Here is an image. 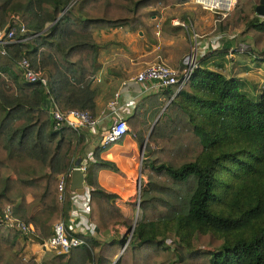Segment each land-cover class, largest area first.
<instances>
[{
	"label": "trees",
	"instance_id": "1",
	"mask_svg": "<svg viewBox=\"0 0 264 264\" xmlns=\"http://www.w3.org/2000/svg\"><path fill=\"white\" fill-rule=\"evenodd\" d=\"M188 1L0 0V31L14 39L0 45V216L9 206L35 230L22 235L0 223V264H264V88L248 96L239 78L210 69L205 57L179 90L170 85L146 96L126 119L137 144H145L138 221L98 183L101 169L117 170L98 157L103 149L88 163L90 220L100 234L115 224L133 226L123 252L126 236L97 241L79 234L86 245L67 254H22L21 237L42 243L68 219L70 191L58 200V176L83 156L86 136L55 128L46 104L52 98L61 111L95 114L93 78L102 65L94 29L138 28L145 7ZM235 28L250 36V53L264 58V18L252 0H237L218 24L221 31ZM23 57L47 87L24 80Z\"/></svg>",
	"mask_w": 264,
	"mask_h": 264
},
{
	"label": "crops",
	"instance_id": "2",
	"mask_svg": "<svg viewBox=\"0 0 264 264\" xmlns=\"http://www.w3.org/2000/svg\"><path fill=\"white\" fill-rule=\"evenodd\" d=\"M190 3L180 4L177 8L183 16L182 21L171 19V25L180 27L176 31H172L167 36V46H157L152 48L147 53V60L134 61L131 65H121L117 63H109L106 61L108 49H99L98 60L101 63V68L96 71L93 78V86L96 87L97 93L95 96V116L101 117L107 109V103L113 99L115 93H119L118 101L124 110L128 112L126 119L133 113L138 102L150 94L157 92L147 91L144 86L133 80L135 74L139 72L143 65L152 61H163V63L177 69L179 65L184 64L185 57L191 51V36L188 33V24H192V13L190 12ZM169 9H164L163 14H167ZM154 16H152L153 18ZM156 18V17H155ZM162 19V18H161ZM166 17H164L165 21ZM197 21H199L197 19ZM188 22V23H187ZM183 29V30H181ZM200 47L196 51L197 63L202 57H205L207 67L214 71H218L225 77H235L241 80V89L250 97H256L259 93V87L264 83V71L259 72L261 61L264 58L256 59L250 51L245 50L243 42L248 41V45L252 46L249 37H242L237 34L217 33L214 35L204 36L198 35ZM192 39L195 42L194 35ZM238 42L240 47H236ZM193 43V42H192ZM109 52V51H108ZM150 54L151 56H148ZM143 57V55H141ZM156 63V62H155ZM153 64V63H151ZM150 65V64H148ZM146 65V66H148ZM145 66V67H146ZM257 79L259 81H257ZM132 102V103H131ZM108 122L101 121L98 125L97 135L90 134L85 128L81 131L86 136V152L95 151L99 148V134L108 127ZM100 159L114 163L117 170L101 169L98 172L97 180L101 187L116 195L115 203L121 210L124 216L133 218L135 209L131 205L135 198V193L139 177L140 165V146L131 136L126 134L117 143L109 145L106 149L99 151ZM82 155L78 157L75 163L80 162ZM74 163V164H75ZM71 180V179H70ZM71 183V181H70ZM119 226L115 227L118 228ZM124 229V226H121ZM114 230H110L104 237L98 233L96 237H92L97 241H109L115 237ZM116 238V237H115ZM30 243H25V250L31 252V256L35 260L42 257L44 249L41 243L28 239ZM117 258V257H116Z\"/></svg>",
	"mask_w": 264,
	"mask_h": 264
},
{
	"label": "built area",
	"instance_id": "3",
	"mask_svg": "<svg viewBox=\"0 0 264 264\" xmlns=\"http://www.w3.org/2000/svg\"><path fill=\"white\" fill-rule=\"evenodd\" d=\"M192 2L213 11L219 15L220 19H223L232 9L235 0H226L224 4L218 3L217 0H192ZM204 2H210V4H205ZM13 40L12 32L5 34V32L0 31L1 46ZM183 65V69L178 72L177 69L163 62H156L142 68L135 74L133 80L144 86L147 91H161L170 85H176L177 90H179L183 84L187 82L193 69L197 67L196 52L193 49L187 57H185ZM18 67L25 81L39 83L41 86L47 87V79L31 68L27 58H21L18 62ZM263 88L264 83L260 85L259 91ZM118 97L119 93H115L113 99L107 103L109 112H104L101 117H96L87 110L61 111L52 98L47 102L46 108L55 122V128H59L62 125L80 130L81 128H85L88 133L97 135L99 123L101 121L108 122L107 129L101 131L99 134L100 140L98 145L100 148L106 149L109 145L117 143L129 133L126 123L128 112L119 104ZM92 160L93 151L83 152L80 162L73 164L66 173H62L58 176L57 197L59 201H63L66 197V189L69 188L67 180L71 177L72 171L75 169L80 170L85 177L88 163ZM140 189V182L138 180L136 194L140 192ZM89 191L90 189L85 181L83 183L82 193L70 191L71 207L68 219L53 225V235L41 243L44 250H51L56 254H67L73 248L86 245V241L81 238L79 234L91 237H96L98 235L99 232L89 217ZM137 203H139V200H137ZM0 223L19 230L22 235L35 234L33 225L27 224L15 217L9 206L3 210V214L0 216ZM128 241L129 239L127 238L126 243L121 248L120 254L125 249Z\"/></svg>",
	"mask_w": 264,
	"mask_h": 264
},
{
	"label": "rangeland",
	"instance_id": "4",
	"mask_svg": "<svg viewBox=\"0 0 264 264\" xmlns=\"http://www.w3.org/2000/svg\"><path fill=\"white\" fill-rule=\"evenodd\" d=\"M236 1L237 0H235L232 9L227 13V15L233 10ZM252 1L256 6L259 0H252ZM188 2L190 3L189 5L190 12L192 13V24L191 25L188 24V33L191 36V45H192L191 51L193 49L196 52L200 47L199 38L197 34L200 36L201 35L209 36V35L217 34L219 32V33H224L225 35L229 33V34H237V35L240 34L241 36L242 28H235L233 30L226 29L222 31L218 30V24L220 20L222 21L227 15L223 19H220L219 15H217L213 11H210L209 9L203 8L201 5L193 3L192 0H189ZM179 5L180 4H171L164 6L161 3H156V4H151L148 7H145L144 15L142 17L143 26L138 28L129 29L126 27L108 26V27H101L94 29L93 37L96 43H98L99 49L103 47H104L103 49H108L107 53H105L106 55L105 60L108 61L109 63L115 62L117 64L119 63L121 65L129 66L134 61L140 62L147 60L146 55L152 48L157 47L158 45L167 46L168 45L167 36L170 33H172V31L169 30L168 28L169 27L175 28L177 26V25L175 26L171 25V19L174 18L179 21H182L180 19H183L182 16L183 13L177 10ZM164 9H169L167 14H163ZM152 16L154 17L152 18ZM164 17H166L165 21H164ZM197 19L199 21H197ZM192 34L194 35L195 42L192 39ZM242 37L243 38L249 37L250 43H252L249 35ZM243 44L244 46L242 47L245 48V50L250 51L252 46L248 45V41L245 40ZM235 46L240 47L241 45H238V42H236ZM141 55H143V57ZM148 56L151 55L148 54ZM155 62H159V61L149 62L143 65L142 68H144L148 64ZM262 71H264V60H262L260 64L259 72ZM257 81L259 80L257 79ZM146 133H148L147 129H146ZM129 134H131V136L133 137V133L131 131H129ZM142 146H143V153L140 155L139 177H138L141 189L140 192H138L137 194L135 193L134 201L131 204L135 209L133 218H131L134 222L138 221L141 218L142 211L139 208V203H137V200L140 201L141 191L146 186V176L145 173L143 172L144 165L142 164V161L145 158L144 155L145 144H143ZM84 147H86V145ZM83 152L86 151L83 150ZM31 200L32 197L30 195L27 196V201H31ZM34 210H36V207H34ZM117 226L119 227L115 228ZM121 226L124 225L115 224L109 229V231L114 230L113 234L117 238L121 236H126L128 239H130L132 230L129 231L125 226L124 229H122ZM158 227L159 229L164 230V232H167L169 228V226H163V225H159ZM107 233L102 235L104 237H109L106 236L108 235ZM26 242L30 243L29 240L23 239V237H21L20 244L22 247L21 249L22 254L24 258L31 259L33 258L31 256V252L28 251V249L24 251ZM45 251H49V250H44L42 255L45 253ZM49 252H51L52 254H56L51 250Z\"/></svg>",
	"mask_w": 264,
	"mask_h": 264
},
{
	"label": "water",
	"instance_id": "5",
	"mask_svg": "<svg viewBox=\"0 0 264 264\" xmlns=\"http://www.w3.org/2000/svg\"><path fill=\"white\" fill-rule=\"evenodd\" d=\"M255 13L257 16L264 18V0H259L255 6ZM141 154L143 153V146H140ZM84 175L80 170H73L71 173L70 191L77 193L83 192ZM133 229V226L131 230Z\"/></svg>",
	"mask_w": 264,
	"mask_h": 264
},
{
	"label": "bare ground",
	"instance_id": "6",
	"mask_svg": "<svg viewBox=\"0 0 264 264\" xmlns=\"http://www.w3.org/2000/svg\"><path fill=\"white\" fill-rule=\"evenodd\" d=\"M217 2L219 3H222V4H224V3H226V0H217ZM205 4H210V2H204Z\"/></svg>",
	"mask_w": 264,
	"mask_h": 264
}]
</instances>
